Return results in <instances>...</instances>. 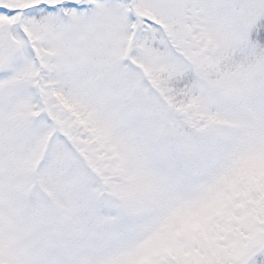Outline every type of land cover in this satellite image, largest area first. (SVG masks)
I'll return each instance as SVG.
<instances>
[{
	"label": "snow or ice",
	"instance_id": "1",
	"mask_svg": "<svg viewBox=\"0 0 264 264\" xmlns=\"http://www.w3.org/2000/svg\"><path fill=\"white\" fill-rule=\"evenodd\" d=\"M0 264H264V0H0Z\"/></svg>",
	"mask_w": 264,
	"mask_h": 264
}]
</instances>
